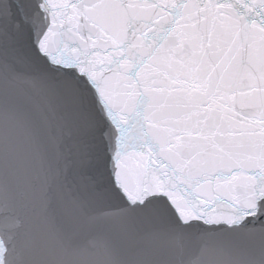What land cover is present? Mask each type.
<instances>
[{"label": "snow or ice", "instance_id": "snow-or-ice-1", "mask_svg": "<svg viewBox=\"0 0 264 264\" xmlns=\"http://www.w3.org/2000/svg\"><path fill=\"white\" fill-rule=\"evenodd\" d=\"M0 264H264V0H0Z\"/></svg>", "mask_w": 264, "mask_h": 264}]
</instances>
